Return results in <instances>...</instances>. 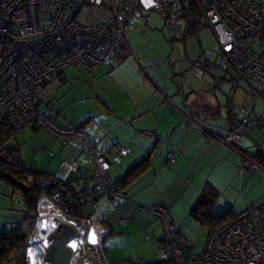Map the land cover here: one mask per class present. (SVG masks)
I'll use <instances>...</instances> for the list:
<instances>
[{"label": "built area", "instance_id": "obj_1", "mask_svg": "<svg viewBox=\"0 0 264 264\" xmlns=\"http://www.w3.org/2000/svg\"><path fill=\"white\" fill-rule=\"evenodd\" d=\"M84 3L108 10L110 20L78 22L76 14ZM148 12L163 15L162 30L170 40L185 39L195 24L207 27L216 47L206 54L214 52L235 76L245 81L254 97L264 99V0H0V125L6 123L16 131L26 126L45 129L68 145L77 138L80 150L92 158V177L75 161H62L60 167L78 174L72 182L74 189H82L88 198L95 194L104 198L102 206L85 217H71L65 204V200L72 199L71 191H62L54 177L28 175L25 185L37 184L41 188L33 229L26 240L28 264H47L44 254L51 242L49 237L61 224L70 225L75 232L65 244L68 264H109L104 251L108 228L100 215L127 197L107 177L109 161L98 153L90 135L76 126H60L47 108L33 100V94L69 65L92 69L108 63L133 17ZM251 41L257 42L255 48L249 45ZM239 124L253 126L248 117ZM212 135L225 146L244 137L239 126L216 128ZM113 149L119 156L125 153L120 145ZM165 161L173 162L174 154L168 152ZM259 168L255 161L242 157L241 171ZM45 206H53L58 216L43 213ZM142 210L160 219L162 237L156 249L160 260L174 264H264V202L212 228L199 253L191 252L168 208L153 205ZM45 219L56 222L47 225L44 235L38 228ZM39 255L41 260L33 261Z\"/></svg>", "mask_w": 264, "mask_h": 264}, {"label": "crops", "instance_id": "obj_2", "mask_svg": "<svg viewBox=\"0 0 264 264\" xmlns=\"http://www.w3.org/2000/svg\"><path fill=\"white\" fill-rule=\"evenodd\" d=\"M145 14L138 17H144ZM200 26L204 25L195 24L187 37L196 36ZM194 62L201 65L200 70L203 72L222 67L201 55ZM224 69L225 73L231 71L227 66ZM94 74L105 80L108 77L109 85L113 86L107 92L105 87L95 88L99 108L86 116L88 120L82 129L109 161L106 172L109 180L117 182L149 153L147 165L123 184L121 190L127 199L111 205L100 215L108 228L104 251L109 264L150 261L147 256L155 255L162 237V227L160 219L152 212L143 211L144 207L159 205L168 208L176 229L184 236V228L196 222L189 216V211L207 185L217 191L213 205V214L216 216L228 211L238 213L264 202V168L253 171L240 169L244 152L252 154L259 149L264 153V144L261 142L264 135L260 134L264 133V115L256 116L251 107L242 116L248 117L253 126L246 128L240 125V118L235 111V105H238L235 103L236 91L233 88L232 93L230 90L221 96L204 94L200 102L191 105L188 99L192 94L184 97L168 81H160L159 76L147 72L126 35L108 64L96 66ZM230 80L233 79L226 78L225 74L214 85L226 83L232 87L233 81L229 83ZM113 94L117 99L121 97L122 101L118 99V103L116 99L111 100L110 95ZM247 94L254 102L257 96L254 97L249 90ZM232 126H239L244 134L234 144L225 146L212 135L211 128L228 129ZM72 144L77 148L79 140L73 138ZM116 145L122 146L125 153L119 156L113 149ZM77 149L69 147L66 153L70 157L78 152L79 157L73 160L83 162L87 175V166L91 168L92 158L80 148ZM168 152L174 154L173 162L165 161ZM53 155L52 152L49 156ZM26 165L43 171L31 163ZM69 172L74 173L73 177L70 178ZM48 174L69 181L76 180L78 176L74 171ZM103 202V196L98 195L95 201L87 203L94 204L95 210ZM21 206L26 213L23 201ZM216 207L218 209L215 210ZM88 214L83 211L84 217ZM121 219H126V222L122 223ZM26 220L33 226L31 218Z\"/></svg>", "mask_w": 264, "mask_h": 264}, {"label": "rangeland", "instance_id": "obj_3", "mask_svg": "<svg viewBox=\"0 0 264 264\" xmlns=\"http://www.w3.org/2000/svg\"><path fill=\"white\" fill-rule=\"evenodd\" d=\"M76 20L82 24H91L110 20V15L108 10L102 7L84 3L76 14ZM162 26L163 15L158 12H150L141 18L133 17L132 22L126 28V38L135 48L141 64L149 74L159 76L160 81H168L171 86L178 88L184 97L192 94L188 99V103L191 105L200 102L201 96L204 94L214 93L215 96H221L230 90L232 93L234 89L236 91L235 103H238L235 105V111L240 120L243 117L242 113L249 111L251 107L256 116L264 115V99L257 96L253 102L247 94L249 86L245 81L237 78L231 71L225 73L226 65L215 54L209 56L206 54V51L214 50L216 47L215 39L207 27L200 26L196 36L191 35L185 39L170 40L162 30ZM249 45L255 48L257 42L251 41ZM199 55L202 58H209L223 68L214 67L211 72H203L200 70L201 65L194 62L197 61ZM95 68L86 69L77 65L67 66L62 74L52 78L44 86H40L33 94V100L38 102L40 107L47 108L60 126H78L83 118L99 108L94 94L95 88L105 87L107 92L113 86L109 85L108 77L106 80L95 77ZM225 74L226 78L233 79L229 81V83L233 81V86H227L226 83L214 85V82L220 81ZM110 96L111 100L116 99L118 103L119 100L122 101L121 97H118V100L114 94ZM214 129L211 128V130ZM260 134L264 135V133ZM261 142L264 144V137ZM15 143L20 145V155L26 164L31 163L36 168L48 173L59 174L61 172L63 174L64 170L60 167L61 162L72 163L75 161L73 160L75 157H79L78 152L70 157L66 153L69 147L78 150V145L75 148V144L72 146L64 144L45 129L33 130L29 126L22 127L16 131L15 137L8 142L9 145ZM39 150L42 151L39 152ZM48 151H52L54 155L50 157ZM61 151H63L62 154ZM98 153L101 154L99 151ZM86 159L88 160V157ZM88 162L90 161L88 160ZM82 163H80L81 166ZM87 169V176L92 177L90 165L87 166ZM69 174L70 178L74 175L73 172H69ZM22 201L21 193L13 192L10 183L0 178V231L10 232L19 228L23 232H29L30 235L33 226H30L29 221L26 220V213L21 206ZM94 206L92 203H87L83 209L84 213L92 212ZM216 209L218 208L216 207ZM208 232V226L197 221L184 228V237L191 247V252L199 253L203 250ZM148 259H157L156 253L147 256ZM9 264L15 263L10 261Z\"/></svg>", "mask_w": 264, "mask_h": 264}, {"label": "trees", "instance_id": "obj_4", "mask_svg": "<svg viewBox=\"0 0 264 264\" xmlns=\"http://www.w3.org/2000/svg\"><path fill=\"white\" fill-rule=\"evenodd\" d=\"M191 32H187L186 37ZM185 37V38H186ZM62 74L58 73L57 76ZM46 84V83H45ZM42 84L41 86H44ZM88 120V117L84 118L80 124L76 127L82 128L84 123ZM36 130V129H34ZM16 130L9 127L6 123L0 125V178L7 180L12 186L13 191H18L23 196V205L26 208V218H31L32 223L37 214V201L41 192V188L36 184L34 186L28 187L26 191L19 189L9 180V177H14L20 182L25 184L26 177L32 175L34 178L39 175H46L56 178V182L61 186V190L71 191L72 199L71 201L65 200L66 207L68 208V214L71 217H84L83 216V207L89 201H95L98 197L95 194L93 197L88 198L83 190L74 189L72 182L61 177L53 176L43 171H39L29 165H26L20 155V145L18 143L8 144V142L15 137ZM149 153H147L143 158L136 162L126 173L115 182L116 187L122 189L123 184H125L132 175L138 172L140 169L144 168L147 165ZM243 157H248L251 160L258 163L261 168H264V153L257 149L252 154H246L244 152ZM217 197V191L207 185L202 190L200 197L189 211V216L195 219L200 224L206 225L209 228V231L225 222L232 217V212H226L219 216L213 214V205ZM235 214V213H234ZM28 237V232H23L21 229L16 228L11 232L0 231V264H9L10 261L15 264H28L27 261V252H26V240ZM118 264V263H117ZM119 264H174L170 260H160L154 259L150 261L135 262L127 261Z\"/></svg>", "mask_w": 264, "mask_h": 264}, {"label": "water", "instance_id": "obj_5", "mask_svg": "<svg viewBox=\"0 0 264 264\" xmlns=\"http://www.w3.org/2000/svg\"><path fill=\"white\" fill-rule=\"evenodd\" d=\"M9 180L21 190L26 191L28 188L27 185L14 177H9ZM74 234V229L70 225H59L49 237L51 242L44 254V261H46L47 264H68L69 253L65 244Z\"/></svg>", "mask_w": 264, "mask_h": 264}, {"label": "bare ground", "instance_id": "obj_6", "mask_svg": "<svg viewBox=\"0 0 264 264\" xmlns=\"http://www.w3.org/2000/svg\"><path fill=\"white\" fill-rule=\"evenodd\" d=\"M42 209H44L43 213H45V214L58 216V211L53 206H45V207H42ZM55 222H56V219H52V220L45 219L44 221L41 220V222H40L41 224L39 225L38 230L45 235L48 231L47 225H53V224H55ZM42 243H44V242H42ZM40 260H41L40 255L33 258V261H40ZM39 264H44V263H39Z\"/></svg>", "mask_w": 264, "mask_h": 264}]
</instances>
